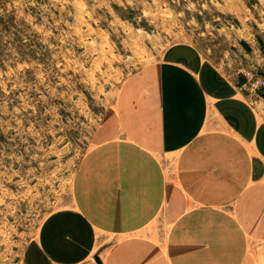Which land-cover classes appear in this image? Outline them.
Listing matches in <instances>:
<instances>
[{"label":"rangeland","instance_id":"1","mask_svg":"<svg viewBox=\"0 0 264 264\" xmlns=\"http://www.w3.org/2000/svg\"><path fill=\"white\" fill-rule=\"evenodd\" d=\"M111 157L135 160L147 186L157 166L177 186L190 163L206 169L188 179L204 186L187 194L201 236L175 242L203 264L221 230L232 241L251 228L243 198L263 195L231 187L248 162L251 187H264V0H0V264H29L59 216L71 226L79 187ZM95 229L100 251L118 244Z\"/></svg>","mask_w":264,"mask_h":264},{"label":"crops","instance_id":"2","mask_svg":"<svg viewBox=\"0 0 264 264\" xmlns=\"http://www.w3.org/2000/svg\"><path fill=\"white\" fill-rule=\"evenodd\" d=\"M171 128L169 126V145L172 143ZM185 146L189 151L186 157H191L190 151L196 150V146L192 149L193 144L188 141V133L183 134V148ZM248 157L250 162L252 156ZM249 162L245 168L247 170L245 172L243 170L241 188L231 187V194L242 192L243 195H249L257 190L263 196L258 206L254 205L258 199L243 198L239 218L254 219L253 224L243 236L232 238V241L227 239L231 234L230 228L227 227V231L221 230V237L217 236L219 240H216L221 246L219 253L215 256L216 260L214 258V264H257V258H259L258 264H261V259L264 263V187L260 189L251 187L250 179L253 176L252 170H249ZM189 166H193V163L187 165L183 171H179L180 185L178 186L172 181L171 174H166L158 166L159 176L149 180L150 186H147L146 178L135 179L129 175L126 177L129 179L123 186H104L101 189L99 185H96L78 189L81 197L78 199L77 211L70 216L71 234L65 236L70 243L61 242L53 227V230L41 236L40 251L37 252V246H33V250L26 252L27 262L46 264L45 260H51L52 264H203L201 260L193 256L191 246L185 245L184 250L181 248L183 250L181 252L180 249L176 250L175 244L176 236L185 243H192L196 236H201L200 233H202V227L194 221V214L190 212L192 207L188 203L187 194L201 193L204 187L201 182L195 184L188 179L206 173V169L189 170ZM164 175L170 180L169 188L165 186ZM117 178L119 183L124 181V177ZM161 213L164 215L163 230L166 234V249H162L158 243L160 241V235L158 238L157 234L159 219L156 217ZM65 219L67 218L59 216L55 225H64ZM96 227H104L105 233L118 231V244L100 251L97 245L99 236H97ZM151 227L154 229L151 230ZM32 251L36 254H32ZM40 256L44 263H38L41 262Z\"/></svg>","mask_w":264,"mask_h":264},{"label":"bare ground","instance_id":"3","mask_svg":"<svg viewBox=\"0 0 264 264\" xmlns=\"http://www.w3.org/2000/svg\"><path fill=\"white\" fill-rule=\"evenodd\" d=\"M171 79V78H170ZM206 79V78H205ZM205 79H204V81H205ZM204 81H202V82H204ZM138 107H139V109L142 111V109H148V107H147V101L144 99V98H141V100L138 102V105H137ZM144 111V110H143ZM146 112H148V111H146ZM117 139V138H116ZM127 139V138H126ZM124 140V139H123ZM116 141V140H115ZM113 142V141H112ZM110 148L109 149H111V152L112 151H114V149H117L118 147V149L120 150L121 149V144L119 143V142H113L112 144H110V145H108ZM156 154H157V152H156ZM112 156H113V152H112V154H111ZM105 158H106V156H105ZM157 158V157H156ZM133 159H136L135 157H133ZM109 160H110V162L108 161V159H105V160H102V161H105L106 163H104V167H103V165H101L100 166V164H98L97 166H96V168L93 170V172L91 173V175H93L94 176V179L93 180H95L96 178H101L100 180H97V185H99V187L101 188V189H103L104 188V186H110V187H117L118 185L120 186H123V184H124V182L126 183V177H127V174H128V172H134L135 173V175L133 176L134 178H140V177H138L139 176V174H138V172L137 171H132L131 169L132 168H138V164H137V162H135V160H134V162H132V167L130 166L131 165V163H129L128 164V162H131L130 160H132V159H130V160H128V162H126L127 161V159H118V160H116V159H114L113 157H111V158H109ZM137 160V159H136ZM139 161H141V160H139L138 159V162ZM108 163H110V164H108ZM140 163H142V162H140ZM105 164H106V167H105ZM137 164V165H136ZM130 166V167H129ZM128 167L129 168H131L130 170L128 169ZM158 167V166H157ZM140 169H141V166H140ZM129 170V171H128ZM142 171V170H141ZM156 171V170H155ZM148 172V171H147ZM150 173L151 172H153V170L151 169L150 171H149ZM155 173V172H154ZM158 174V173H157ZM137 176V177H136ZM151 176V175H150ZM149 176V177H150ZM117 177H124V181H121L120 183H119V178H117ZM156 177V176H155ZM89 178H90V176H89ZM93 178V177H92ZM117 178V179H116ZM157 178V177H156ZM72 180V179H71ZM113 181V182H112ZM114 182H116L115 184H114ZM118 183V184H117ZM93 187L94 185H93V183H92V185H91V183L89 182V184L88 185H86V186H80L79 187V190H82L83 188H86V187ZM96 186V185H95ZM120 204V203H119ZM71 210V209H70ZM83 217V216H82ZM89 222V221H88ZM91 227V226H90ZM72 241H73V239H72ZM39 248V247H38ZM45 249V248H44ZM44 254V253H43ZM38 258V257H37ZM40 258V261L42 260V256H40L39 257ZM44 258V257H43ZM36 259V258H35ZM45 259H47L46 258V256H45ZM44 259V260H45ZM53 260V259H52ZM38 262V261H37ZM43 261H41V262H38V263H42ZM45 262H46V260H45ZM36 263V262H35ZM44 263V262H43ZM45 264V263H44Z\"/></svg>","mask_w":264,"mask_h":264},{"label":"snow or ice","instance_id":"4","mask_svg":"<svg viewBox=\"0 0 264 264\" xmlns=\"http://www.w3.org/2000/svg\"><path fill=\"white\" fill-rule=\"evenodd\" d=\"M54 219V218H53ZM51 223V220L48 222ZM56 234L59 237V240L63 243H70V241L65 239L66 235L71 234V226H65V225H55L54 226ZM46 264H52L51 260H46Z\"/></svg>","mask_w":264,"mask_h":264}]
</instances>
